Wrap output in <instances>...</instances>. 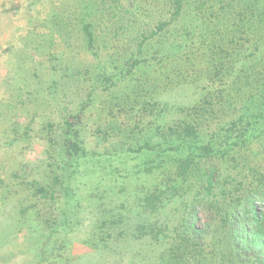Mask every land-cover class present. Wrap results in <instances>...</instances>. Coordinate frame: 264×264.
<instances>
[{
  "label": "rangeland",
  "instance_id": "obj_1",
  "mask_svg": "<svg viewBox=\"0 0 264 264\" xmlns=\"http://www.w3.org/2000/svg\"><path fill=\"white\" fill-rule=\"evenodd\" d=\"M264 0H0V264H264Z\"/></svg>",
  "mask_w": 264,
  "mask_h": 264
},
{
  "label": "trees",
  "instance_id": "obj_2",
  "mask_svg": "<svg viewBox=\"0 0 264 264\" xmlns=\"http://www.w3.org/2000/svg\"><path fill=\"white\" fill-rule=\"evenodd\" d=\"M232 236L238 248H250L264 261V214L253 213L250 223L237 221Z\"/></svg>",
  "mask_w": 264,
  "mask_h": 264
}]
</instances>
